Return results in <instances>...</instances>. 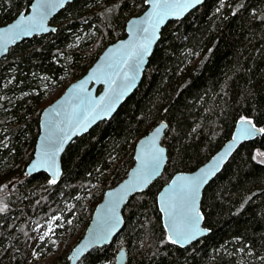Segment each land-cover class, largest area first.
<instances>
[{
    "label": "trees",
    "instance_id": "obj_1",
    "mask_svg": "<svg viewBox=\"0 0 264 264\" xmlns=\"http://www.w3.org/2000/svg\"><path fill=\"white\" fill-rule=\"evenodd\" d=\"M146 1L74 0L54 17V32L24 40L0 61V138L10 136L0 154V170L7 169L0 196L8 204L0 213V264H28L34 229L58 214L64 227L38 252H53L70 226L72 232L83 228L76 245L105 192L133 167L138 140L162 122L164 174L130 198L115 241L80 264H115L122 248L126 264H264V162L255 159L264 151V133L241 144L204 191L201 209L210 233L200 241L186 248L169 242L157 204L173 176L209 161L241 119L264 128V0H206L169 22L136 91L111 120L67 148L61 180L26 175L48 105H42L44 88L85 75L106 47L126 37L127 22L146 10ZM32 2L0 0V27ZM68 256L53 264H69Z\"/></svg>",
    "mask_w": 264,
    "mask_h": 264
},
{
    "label": "water",
    "instance_id": "obj_2",
    "mask_svg": "<svg viewBox=\"0 0 264 264\" xmlns=\"http://www.w3.org/2000/svg\"><path fill=\"white\" fill-rule=\"evenodd\" d=\"M73 1L49 0L52 5L50 14L41 20L35 11L38 0H33L28 12L21 13L10 23L1 26L0 35H3L22 16L25 18L35 16L37 25L42 22L47 31L35 30L28 35H21L15 39H12L11 35L5 36L4 38L8 40V43L0 42V61L9 53L11 48L24 40L54 32L52 31L53 29L56 30V27L52 25L54 17ZM205 1L201 0L200 3L189 7L179 16L169 15L156 27L157 18L153 17L152 20H149L153 13V7L151 0H147L146 10L127 22L126 37L109 45L85 75L72 83L58 99L42 111L40 133L33 158L26 168V175L45 173L51 181L55 179V183H58L63 176L62 158L70 144L76 138L89 133L99 123L111 120L116 115L125 101L139 87L149 61L161 40L163 29L171 21L184 19L194 9L202 6ZM169 2L182 3L183 0H169ZM175 11H179V9H175ZM141 28H147L148 31H139ZM154 28L155 38L153 39ZM150 39L151 43L148 44L147 52H142L140 45L148 43ZM141 55L143 62L137 71L135 65L139 62ZM117 97L119 99H116ZM240 121L232 138L209 161L192 172L177 173L159 192L157 204L168 238L171 234L170 226L173 219L179 227L185 229L189 234L196 233L195 238L185 242L183 246L179 243H173L176 246L186 248L210 233L204 226V214L201 209L204 191L222 171L241 144L262 136L263 133L259 132L252 136H242ZM252 124L254 123L252 122ZM84 125L86 127H83ZM255 127L260 129L256 125ZM166 130L167 123L162 122L136 143L133 167L124 180L106 191L92 215L84 237L70 253L69 264H80L88 253L95 248L111 245L123 231L125 226L124 208L130 198L135 194L145 192L165 172L168 164V150L162 142ZM64 136H68V139L55 157L49 159L44 166L34 167L42 157V147L46 138L59 139ZM234 137H236L235 142H233ZM153 141L155 142L153 143ZM158 150H162L159 167L154 172L146 171L150 166V155ZM145 180H147L146 183ZM194 181H202L199 182L195 191L194 201L191 198L180 199L181 189H187ZM127 260V250L125 248L120 249L117 252L115 264H126Z\"/></svg>",
    "mask_w": 264,
    "mask_h": 264
},
{
    "label": "snow or ice",
    "instance_id": "obj_3",
    "mask_svg": "<svg viewBox=\"0 0 264 264\" xmlns=\"http://www.w3.org/2000/svg\"><path fill=\"white\" fill-rule=\"evenodd\" d=\"M153 13L152 16L149 17V20H152L153 17L157 18L156 27L159 26V23H162L164 19H166L169 15L179 16L184 11H186L189 7H193L196 4L200 3L201 0H183L182 3H170L169 0H151ZM52 5L49 0H38L35 11L41 17V20L50 14ZM175 9H179V11H175ZM40 30L47 31L43 27L42 22L37 25L36 17L33 16L31 18L21 17L20 20L11 26V28L7 29L3 35H0V42L6 44L8 40L5 39V36L11 35L12 39H15L21 35H28L30 32ZM52 31H55L53 29ZM139 31L147 32V28H141ZM152 38H155V28L153 29ZM151 43V39L146 44L140 45L142 52L146 53L148 50V44ZM143 62L142 55L139 57V62L135 65L137 71H139L140 64ZM116 99H119L117 97ZM241 135L242 136H252L255 133H264V128L257 129L254 124H252L251 120L241 119ZM83 127H86L84 125ZM159 131V130H158ZM68 139V136H64L59 139L46 138V142L42 147V157L41 159L34 165V167L39 168L48 163L49 159L55 157V155L62 149L64 142ZM236 137L233 138V142H235ZM155 141H153L154 143ZM162 157V150H158L153 153L149 157L150 166L146 171L154 172L160 164V159ZM203 171V170H202ZM147 180H145V183ZM199 182L202 181H194L187 189H181L180 191V199L187 200L191 198L194 201L195 191L199 186ZM52 183H55V179L52 180ZM3 208H0V211H3ZM170 236L169 242L171 243H179L181 246L187 241L194 239L196 236L195 232L188 233L185 229L179 227L175 220H172L170 226Z\"/></svg>",
    "mask_w": 264,
    "mask_h": 264
},
{
    "label": "rangeland",
    "instance_id": "obj_4",
    "mask_svg": "<svg viewBox=\"0 0 264 264\" xmlns=\"http://www.w3.org/2000/svg\"><path fill=\"white\" fill-rule=\"evenodd\" d=\"M91 33H92L91 35H94L93 38L96 39L95 32H91ZM81 38L85 39V35H83ZM81 38H78L76 43H79L80 42L79 40ZM94 43H95V41H93L92 44H90L89 49H92ZM103 51L101 52V54L103 53ZM80 73L81 72H79V74ZM75 81H74V75H67L66 78L64 79L63 85H60V86H58V85L54 86L53 85L52 87H45L44 89H45L46 93H45V97L42 101V105L48 104L46 106V107H48L51 103H53L56 99H58L60 97V95H62L67 90V88L72 83H74ZM9 141H10V136H5L4 138H0V154L4 148L8 147ZM255 159L259 162H264V151H257L255 153ZM8 168H10V166ZM6 172H7L6 168L0 170V181H3L2 183H4L5 182L4 180H6V178H7ZM98 187H99L98 185H95L94 189H96ZM91 193L92 192L90 191V194ZM0 204H2V203H0ZM0 208L5 209V205L4 204L0 205ZM71 208H73V206L70 204L68 209H71ZM63 227H64L63 219L60 216V214H58V215L50 218L49 220H47L45 223L38 225L34 229V235L31 238V241L29 244V253L27 255V263L28 264H53L56 261V259L59 257V255H61V256L62 255L65 256L66 254L70 255V253L72 252L74 247L79 243L78 242L76 245H74L75 241L79 238V236L83 232V228L81 226H78L74 230V232L71 231V226H70V229L68 231H66L64 234H62L61 238L55 244L53 252H51L50 254L44 256L41 253H39L37 250V247L39 246V244L41 242L45 241L46 239L54 238V236H56L57 229H62ZM85 232H84L82 238L84 237ZM68 259H69V256H68Z\"/></svg>",
    "mask_w": 264,
    "mask_h": 264
},
{
    "label": "flooded vegetation",
    "instance_id": "obj_5",
    "mask_svg": "<svg viewBox=\"0 0 264 264\" xmlns=\"http://www.w3.org/2000/svg\"><path fill=\"white\" fill-rule=\"evenodd\" d=\"M0 203H2V204H0V205H3V204H4V205H5V208H6L7 205H8V204L5 203L4 201H2L1 196H0ZM4 210H5V209H4ZM4 210H3V211H4ZM3 211H0V213H2Z\"/></svg>",
    "mask_w": 264,
    "mask_h": 264
},
{
    "label": "bare ground",
    "instance_id": "obj_6",
    "mask_svg": "<svg viewBox=\"0 0 264 264\" xmlns=\"http://www.w3.org/2000/svg\"><path fill=\"white\" fill-rule=\"evenodd\" d=\"M139 141V140H138ZM208 229V228H207ZM209 230V229H208ZM210 231V230H209Z\"/></svg>",
    "mask_w": 264,
    "mask_h": 264
}]
</instances>
